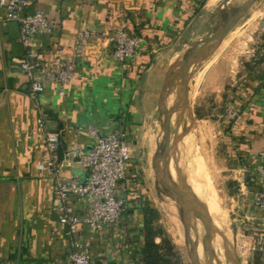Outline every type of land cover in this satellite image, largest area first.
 Returning <instances> with one entry per match:
<instances>
[{
	"label": "crops",
	"instance_id": "obj_1",
	"mask_svg": "<svg viewBox=\"0 0 264 264\" xmlns=\"http://www.w3.org/2000/svg\"><path fill=\"white\" fill-rule=\"evenodd\" d=\"M37 11L61 26L54 35L38 36L44 53L62 37L71 40L87 30L93 35L66 95L54 88L40 98L48 129L63 132L64 150L77 144L89 151L90 128L112 134L124 127L135 159L125 228L109 240L84 232L93 264H143L141 248L156 208L153 189L158 195L161 184L171 193L166 179H173L174 166L182 167L181 156L191 184L189 165L198 154L232 209L245 213L249 229L238 232V239L259 248L264 212L253 196L264 149V0H30L26 13ZM4 17L0 9V264H69L68 226L55 209L53 183L39 169L46 152L40 112L20 72V26ZM123 22L146 43L143 57L124 72L107 53L108 38ZM218 52L202 83V69ZM208 90H214L217 108L231 91L244 122L201 118L202 103H195ZM62 167L64 178L89 176L64 156ZM72 205L81 209L76 198ZM218 242L216 235L215 249L225 255ZM262 257L254 250L243 264H261Z\"/></svg>",
	"mask_w": 264,
	"mask_h": 264
},
{
	"label": "built area",
	"instance_id": "obj_2",
	"mask_svg": "<svg viewBox=\"0 0 264 264\" xmlns=\"http://www.w3.org/2000/svg\"><path fill=\"white\" fill-rule=\"evenodd\" d=\"M29 6L30 0H0L5 22L20 26V44L24 50L20 72L25 79V92L40 112L39 128L46 152L39 169L53 183L55 209L64 214L68 226L72 246L69 264H93L90 244L82 243L84 232L88 231L91 237L101 236L109 240L117 233L115 231L122 230L126 225L134 180L129 167L135 159L124 127L112 134L90 128L89 134L94 143L89 151L77 144L64 150L63 132L48 129L40 110V98L54 88L60 96L66 95L86 57V48L93 35L87 30L71 40L62 37L59 43L44 53L38 46V36L54 35L61 26L42 11L27 14ZM101 36L107 37L104 33ZM108 39V56L123 72L145 54V40L126 22L121 23ZM229 112L228 119L233 124L244 122L238 110L231 109ZM63 156L80 163L88 170L89 176L85 179L79 175L64 178ZM258 159L261 181L259 190L254 193L253 203L264 212V149ZM73 198L81 206L79 211L72 205ZM258 232L260 238L257 244L263 253L261 264H264V222Z\"/></svg>",
	"mask_w": 264,
	"mask_h": 264
},
{
	"label": "rangeland",
	"instance_id": "obj_3",
	"mask_svg": "<svg viewBox=\"0 0 264 264\" xmlns=\"http://www.w3.org/2000/svg\"><path fill=\"white\" fill-rule=\"evenodd\" d=\"M236 5L237 8L240 4ZM221 53L223 52H220V56ZM218 56L219 52L208 60L202 69L199 81L203 83L207 73L215 67ZM212 92L208 90L197 99L195 105L200 101L204 110L202 114L199 113V116L206 117L207 120L226 121L233 125V121L228 119L229 111L237 110L231 97L233 93L229 91V96L227 94V98H224V106L217 108L215 94ZM214 141L217 143L215 138ZM208 145H211L210 141ZM198 156L199 154L194 157L195 165L192 162L189 165L188 176L191 177L189 179L191 184L184 177L186 167L183 166V159L186 156H181L182 167L173 165V179H166L171 193L165 192L161 184L160 187L157 186L158 195H156L155 188L153 189L156 208L150 213L148 219L147 238L145 245L141 248L143 251L141 263L222 264L223 261L224 264H243L244 261L246 263L248 257H251V254L253 256L254 250L260 249V247L253 248V245L248 247L243 236L238 239L237 234L245 232L246 228L249 229L246 225L247 218L246 221L243 220L245 213L239 208L232 209L228 197L219 191L220 188L215 183L213 172L205 169V165ZM205 170L207 172L205 177L200 178L201 172L204 174ZM204 178L207 180L206 184L203 182ZM150 184L152 186V181ZM215 210L219 218L216 217L218 215ZM217 234L224 245L229 236L232 243V254L220 256L219 250L217 251L214 245Z\"/></svg>",
	"mask_w": 264,
	"mask_h": 264
},
{
	"label": "bare ground",
	"instance_id": "obj_4",
	"mask_svg": "<svg viewBox=\"0 0 264 264\" xmlns=\"http://www.w3.org/2000/svg\"><path fill=\"white\" fill-rule=\"evenodd\" d=\"M149 130V129H148ZM150 132V131H149ZM148 132V133H149ZM150 146V145H149ZM150 147H152V145L150 146ZM149 150V149H148ZM150 151V150H149ZM154 156V155H153ZM153 158V157H152ZM154 164V163H153ZM204 208V207H203ZM211 209H212V207H211ZM207 210V209H206ZM214 211V210H213ZM215 213L217 214V210H215ZM218 215V214H217ZM207 216V215H206ZM210 217V216H209ZM216 217H218L219 218V215L218 216H216ZM211 220V219H210ZM209 220V221H210ZM212 221V220H211ZM210 221V222H211ZM218 222V221H217ZM220 224V223H219ZM212 225V224H211ZM220 225H222V224H220ZM225 226V225H224ZM208 227V226H207ZM220 227V226H219ZM227 227V226H226ZM217 229V228H216ZM230 229V228H229ZM218 230V229H217ZM217 230H215V231H217ZM231 231V230H230ZM216 233H218V231L216 232ZM232 235V234H231ZM217 236H218V238H219V235L217 234ZM224 236V235H223ZM231 237V236H230ZM227 242H226V245H224V242L219 238V242L218 243H221V245L219 244V248H221V249H223L224 250V254H226V255H230V254H232V243H231V241H230V239H229V236H227ZM233 239V238H232ZM220 252V256L222 257L223 256V252H221V251H219ZM218 262V261H217ZM221 262V261H220ZM220 264V263H219ZM222 264H224L223 263V261H222Z\"/></svg>",
	"mask_w": 264,
	"mask_h": 264
}]
</instances>
